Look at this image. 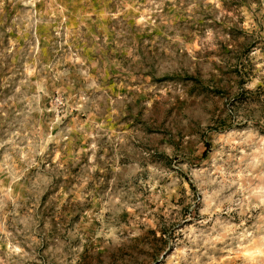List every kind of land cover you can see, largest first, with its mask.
I'll return each instance as SVG.
<instances>
[{
    "label": "rangeland",
    "instance_id": "rangeland-1",
    "mask_svg": "<svg viewBox=\"0 0 264 264\" xmlns=\"http://www.w3.org/2000/svg\"><path fill=\"white\" fill-rule=\"evenodd\" d=\"M0 264H264V0H0Z\"/></svg>",
    "mask_w": 264,
    "mask_h": 264
}]
</instances>
